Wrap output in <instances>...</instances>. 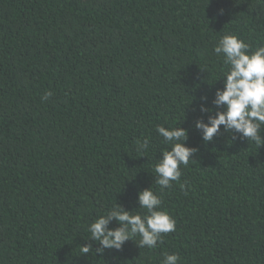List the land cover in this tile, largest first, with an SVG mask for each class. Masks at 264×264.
I'll return each instance as SVG.
<instances>
[{"label":"trees","instance_id":"obj_1","mask_svg":"<svg viewBox=\"0 0 264 264\" xmlns=\"http://www.w3.org/2000/svg\"><path fill=\"white\" fill-rule=\"evenodd\" d=\"M227 34L264 46V0H0V264H264V145L195 128ZM158 126L197 149L163 192ZM150 187L176 230L96 254L89 224L115 203L143 212Z\"/></svg>","mask_w":264,"mask_h":264},{"label":"clouds","instance_id":"obj_2","mask_svg":"<svg viewBox=\"0 0 264 264\" xmlns=\"http://www.w3.org/2000/svg\"><path fill=\"white\" fill-rule=\"evenodd\" d=\"M213 51L222 57L226 66L223 87L216 90L212 100L215 111L205 107L207 97L201 98L203 103L199 111L207 115V122L203 118L197 119L195 128L202 133L204 142H212L223 126L225 133L240 134L242 139L264 145L261 136L264 128V46L250 51L249 44L236 35L227 34L218 40ZM52 96L53 93L48 91L41 99L47 101ZM156 132L165 143L171 145V150L162 151L154 167L155 184L163 192L171 188L173 182L180 181L181 165L187 166L197 149L186 146L188 132L182 127L158 126ZM232 139H236V136L233 135ZM148 148L149 140L144 139L138 143L137 151L142 153ZM180 186L184 188V184ZM137 203L138 209L143 212H129L115 203L104 215L89 224V239L99 244L95 249L96 254L103 255L105 250L110 249L120 251L127 241H134L137 236L140 237L136 243L139 248L153 250L162 242L163 234L176 230V221L162 208V199L153 192L152 187L138 193ZM112 221L119 226L110 228ZM79 248L81 255L93 251L92 244L88 243ZM179 261L177 254L165 253L161 264H179Z\"/></svg>","mask_w":264,"mask_h":264}]
</instances>
